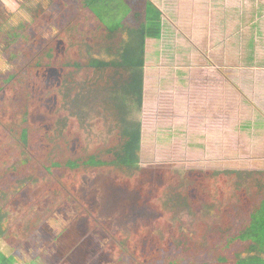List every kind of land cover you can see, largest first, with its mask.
<instances>
[{
    "label": "trees",
    "instance_id": "1",
    "mask_svg": "<svg viewBox=\"0 0 264 264\" xmlns=\"http://www.w3.org/2000/svg\"><path fill=\"white\" fill-rule=\"evenodd\" d=\"M58 14L57 33L41 42L40 31L30 27L6 35L21 52L39 47L14 74H0V239L8 233L1 212L21 187L31 189L32 205L45 195L59 200L49 216L72 200L78 214L110 235L68 181L96 168H114L131 179L138 168L145 39L160 38L162 13L149 0H68ZM101 51L114 58L89 55ZM33 110L46 120L32 124ZM197 175L205 205L219 220L194 222L190 235L164 221L158 236L141 243L150 256H140L139 264H209L207 258L221 264L231 256L236 264H264V172L247 175L248 190L237 173ZM185 196L180 190L169 200L183 206ZM7 262L12 259L0 258Z\"/></svg>",
    "mask_w": 264,
    "mask_h": 264
},
{
    "label": "rangeland",
    "instance_id": "2",
    "mask_svg": "<svg viewBox=\"0 0 264 264\" xmlns=\"http://www.w3.org/2000/svg\"><path fill=\"white\" fill-rule=\"evenodd\" d=\"M6 1L7 4L0 5V74H14L16 69L30 60L28 53L39 45H29L26 52H21L8 45L6 35L15 29L30 27V32L40 31V40H36L37 42L52 37L57 33L56 19L59 18L60 6H64L68 0ZM256 2L260 5V0H250L252 11L256 9ZM261 6L264 12V3ZM169 16L172 18V15ZM165 24L163 31L169 30L166 28L168 23ZM258 26L259 23L252 25L251 42L248 46L245 45L248 52L246 57L251 60L246 64H264L252 62V59L256 60L254 54L259 49L264 53V28L259 30ZM171 50L178 53L182 51V47L174 45ZM13 51L17 52V57H11ZM89 55L105 61L114 58L104 51ZM146 58H150V49ZM87 109V104L81 107L82 111ZM71 111L75 112V109ZM29 120L35 124L45 121L46 117L33 110ZM162 137L160 135L157 140L163 145ZM147 139L144 131V150L139 152L138 168L131 171V179L114 168H96L80 173L75 179L68 181L74 197L83 202L110 235L100 226L93 225L88 216L78 214L72 200L65 201L49 216L59 200L45 195L39 203L32 205V198L29 196L31 189L21 187L15 192V200L1 212L4 213L2 229L8 232L4 240H0L4 242L2 247L9 246V249L14 250L16 257L22 260L21 264L30 260L34 264H139L140 256H150L149 249L143 248L141 243L148 236H158L164 221L180 233L189 235L195 231L194 222H204L208 218L209 221L217 222L220 216L205 205V192L197 170L216 171L224 167L211 163L212 160L197 163L200 160L198 156L183 157L174 152L176 149H161L153 158L150 146L152 139L150 143ZM169 144L165 142L167 147ZM147 147H150V152ZM237 170L248 171L247 168ZM238 177L240 187L246 190L247 176L238 174ZM180 190L186 195L182 198L185 201L183 206L169 200V195H176ZM2 204L0 195V206ZM20 250L22 254L19 253ZM141 252L145 254L140 255ZM250 255L253 254L242 253L241 257ZM259 256L264 258L262 254ZM227 258H230L229 262L221 264H236L232 256ZM204 260L209 264H216L211 263L214 262L211 258ZM198 262L203 261L200 259Z\"/></svg>",
    "mask_w": 264,
    "mask_h": 264
},
{
    "label": "crops",
    "instance_id": "3",
    "mask_svg": "<svg viewBox=\"0 0 264 264\" xmlns=\"http://www.w3.org/2000/svg\"><path fill=\"white\" fill-rule=\"evenodd\" d=\"M149 1L162 13L161 35L145 39L139 152L145 131L153 158L161 149H176L183 157L198 156L197 163L212 160L224 167L197 170L202 173L264 172V64H246L251 60L245 50L252 25L264 28V0L254 11L250 0ZM174 45L182 51L171 50ZM254 56L252 62L264 63L261 49ZM160 135L169 147L158 143ZM3 245L0 255L21 264Z\"/></svg>",
    "mask_w": 264,
    "mask_h": 264
},
{
    "label": "flooded vegetation",
    "instance_id": "4",
    "mask_svg": "<svg viewBox=\"0 0 264 264\" xmlns=\"http://www.w3.org/2000/svg\"><path fill=\"white\" fill-rule=\"evenodd\" d=\"M139 152V151H138ZM4 240V238H2ZM1 240V239H0ZM12 259V264H13V261H14V257H9Z\"/></svg>",
    "mask_w": 264,
    "mask_h": 264
}]
</instances>
